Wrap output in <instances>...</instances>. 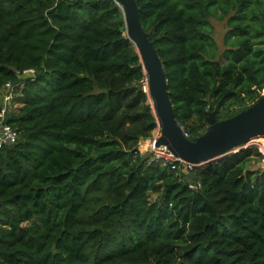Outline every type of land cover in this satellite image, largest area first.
<instances>
[{
    "label": "trees",
    "instance_id": "obj_1",
    "mask_svg": "<svg viewBox=\"0 0 264 264\" xmlns=\"http://www.w3.org/2000/svg\"><path fill=\"white\" fill-rule=\"evenodd\" d=\"M137 3L190 140L207 109L226 120L264 96V0ZM211 19L227 21L220 55ZM126 32L114 0H0V91L15 87L19 135L0 151V264H264L259 148L193 184L142 153L159 126Z\"/></svg>",
    "mask_w": 264,
    "mask_h": 264
},
{
    "label": "water",
    "instance_id": "obj_2",
    "mask_svg": "<svg viewBox=\"0 0 264 264\" xmlns=\"http://www.w3.org/2000/svg\"><path fill=\"white\" fill-rule=\"evenodd\" d=\"M125 16L127 36L135 45L147 75V88L160 129L157 147H165L174 156L199 167L224 158L234 150L264 139V96L248 109L226 120L206 110V132L195 141L185 137L175 118L163 62L149 34L145 32L137 0H114ZM187 184L194 183V172L182 173Z\"/></svg>",
    "mask_w": 264,
    "mask_h": 264
},
{
    "label": "built area",
    "instance_id": "obj_3",
    "mask_svg": "<svg viewBox=\"0 0 264 264\" xmlns=\"http://www.w3.org/2000/svg\"><path fill=\"white\" fill-rule=\"evenodd\" d=\"M17 75L20 77H32L34 78L36 72L33 69H28L21 72H17ZM15 87L12 83H7L3 90L0 91V151L4 146L14 145L17 143L19 139V135L15 129H13L10 125H8V115L15 107ZM182 129L185 137L190 139V134L186 131L185 127L179 125ZM160 134V133H159ZM161 135V134H160ZM160 136H155L149 140L148 148L146 152L153 154V159L157 161H161L164 165L170 166L172 171H181L182 173L189 174L190 172H194L196 168L199 166L195 164H190L182 159L174 156L170 151H168L165 147H157L156 142ZM248 147H257L259 151L263 155L262 164L264 167V145L257 144L255 142L243 146L242 148H238L233 151V153H237L242 149H247ZM193 187V186H192ZM200 187V185H198Z\"/></svg>",
    "mask_w": 264,
    "mask_h": 264
},
{
    "label": "rangeland",
    "instance_id": "obj_4",
    "mask_svg": "<svg viewBox=\"0 0 264 264\" xmlns=\"http://www.w3.org/2000/svg\"><path fill=\"white\" fill-rule=\"evenodd\" d=\"M211 23L214 26V30H215L214 38H215V40L218 43V46L220 48V53H219V55H220L226 49V47L224 45V38H225V35H226L227 31H228L227 21L219 22V21H217L215 19H211ZM145 87L147 88V83L145 84ZM159 133H160V129L158 128L155 131L154 135L155 136H160ZM253 142H255L257 144H260V145H264V139H257V140H255ZM253 142H251V143H253ZM251 143H249V144H251ZM148 144H149V141L147 143H142L141 142L140 151L143 152L144 154L149 153V152H145L146 149L149 147ZM261 167L264 169L262 163H261Z\"/></svg>",
    "mask_w": 264,
    "mask_h": 264
},
{
    "label": "crops",
    "instance_id": "obj_5",
    "mask_svg": "<svg viewBox=\"0 0 264 264\" xmlns=\"http://www.w3.org/2000/svg\"><path fill=\"white\" fill-rule=\"evenodd\" d=\"M149 140H147V141H144V142H142V143H147ZM143 145V144H142ZM141 146V145H140ZM146 152V151H145ZM143 153V152H142Z\"/></svg>",
    "mask_w": 264,
    "mask_h": 264
}]
</instances>
